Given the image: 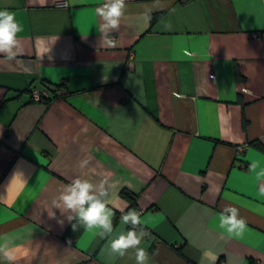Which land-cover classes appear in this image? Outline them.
<instances>
[{
  "label": "crops",
  "instance_id": "0c3cea01",
  "mask_svg": "<svg viewBox=\"0 0 264 264\" xmlns=\"http://www.w3.org/2000/svg\"><path fill=\"white\" fill-rule=\"evenodd\" d=\"M103 2L0 0L23 26V54L0 56V264H136L110 254L123 190L149 264H264V0H126L115 47L98 43ZM77 176L108 181L111 236L52 207ZM227 205L242 235L218 227Z\"/></svg>",
  "mask_w": 264,
  "mask_h": 264
},
{
  "label": "clouds",
  "instance_id": "9594fccd",
  "mask_svg": "<svg viewBox=\"0 0 264 264\" xmlns=\"http://www.w3.org/2000/svg\"><path fill=\"white\" fill-rule=\"evenodd\" d=\"M126 7V0H104L96 7L95 13L100 21L99 45L107 47L117 45L118 42L112 38V33L119 30ZM146 15L150 18L151 9L146 10ZM170 27V25H165L167 29ZM22 32L23 26L17 21L14 14L7 9L0 10V56L5 57L8 61H14L23 54L22 37L20 36ZM86 165L87 160L82 161L81 167ZM249 167L253 172L257 169L255 163L250 164ZM256 179L260 185L259 192L264 195V170L256 174ZM107 183L108 181L105 179L100 180L99 183H93L89 179L77 176L53 197L52 207L59 209L62 214H66L70 223L76 221L72 223L73 230L84 227L101 238L111 236L115 213L109 207ZM2 199L0 198V200ZM120 211L122 213L120 220L124 226H127V229L110 239V254L114 257H124L131 249L136 264H149V253L140 246L145 237L150 236V233L143 227L141 213L135 209H130L127 212L120 209ZM218 227L229 235L239 236L245 231L247 221L240 216L237 207L227 205L219 213ZM3 258L8 261L12 260V256L7 252L3 253Z\"/></svg>",
  "mask_w": 264,
  "mask_h": 264
},
{
  "label": "trees",
  "instance_id": "16d2710c",
  "mask_svg": "<svg viewBox=\"0 0 264 264\" xmlns=\"http://www.w3.org/2000/svg\"><path fill=\"white\" fill-rule=\"evenodd\" d=\"M155 16H156L155 14L151 15V19H150L151 22H153ZM236 72H237L236 73L237 74V78L241 79L242 77H241L240 72L238 70ZM58 90H59V85L56 84V88L52 91L50 97L47 98L45 101L50 100V98H52L53 96H57ZM253 143L256 146H258L259 148H263V145H262V143L260 141H255ZM121 195L123 197H125L129 201V206H128V208H127V210L125 212H127L130 209H135L136 208V206H137V203H136V201H137V195L135 193H133L131 191H128V190H123L121 192Z\"/></svg>",
  "mask_w": 264,
  "mask_h": 264
},
{
  "label": "built area",
  "instance_id": "2783aa9c",
  "mask_svg": "<svg viewBox=\"0 0 264 264\" xmlns=\"http://www.w3.org/2000/svg\"><path fill=\"white\" fill-rule=\"evenodd\" d=\"M63 86V83L59 85V89ZM56 88V84H49L43 89L34 87L31 89L32 98L35 101H45L50 97L52 91ZM247 91V89H245Z\"/></svg>",
  "mask_w": 264,
  "mask_h": 264
}]
</instances>
